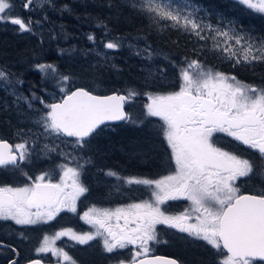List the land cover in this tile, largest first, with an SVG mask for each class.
<instances>
[{"label":"snow or ice","instance_id":"1","mask_svg":"<svg viewBox=\"0 0 264 264\" xmlns=\"http://www.w3.org/2000/svg\"><path fill=\"white\" fill-rule=\"evenodd\" d=\"M34 3L35 0H27L23 7L30 8ZM238 3L264 14V0H238ZM132 7L147 14L160 31L173 28L200 41L211 40V50L233 61L234 67L264 63V37L253 35L236 21L214 25L200 16L201 9L188 0H132ZM13 10L12 0H0V22L18 26L20 32H32L33 24L39 21L12 16ZM88 39L93 41L95 37L89 35ZM104 47L117 49L121 44L109 41ZM144 52L148 59L154 55L150 48ZM177 67L178 90L146 93L149 103L145 105L146 116L159 117L163 122L160 131L170 148L174 170L158 179L121 177L109 170L106 176L116 177L122 185L143 186L149 198L115 209L93 206L84 212L82 219L92 225L94 231L77 233L65 228L54 235L45 234L36 253H51L58 258V264H76L68 252L56 246V241L69 237L86 245L100 237L107 253L134 246L127 264H179L175 259L152 254V246L161 243L157 225H165L189 238L206 242L222 257L220 264L264 261V190L258 194H241L237 186L241 178L257 174L264 177V88L208 68L197 59L185 58L183 66ZM36 68L45 78L51 74L63 93L59 102L53 103H47L35 93L32 99L17 96V101H24L29 108L33 107L32 101L37 100L46 109L35 121L43 129L41 135L72 137L75 145L83 148L101 126L110 127L107 122L137 123L124 111L125 103L137 95L134 90H129L127 95L106 96L95 95L83 87L69 92L67 82L71 77L61 76L51 64H37ZM13 75L0 69V82L5 90L14 89L10 79ZM22 83L15 80V84ZM218 134L258 153L259 173L253 160L218 146ZM44 150L56 151L48 145ZM62 155L67 157L68 154ZM31 156L28 140L13 145L0 139V168L22 171L21 164L30 161ZM80 159L83 157H73L70 163L58 165L60 178L55 183L51 173L45 172L35 179L23 173L31 181L23 186L0 185V221L40 225L54 220L62 211L76 212L77 200L89 191L81 176L91 160L84 159V163H80ZM182 199L190 202L189 207L178 214L169 213L164 207L170 201ZM19 235L24 236V233ZM0 247L9 246L0 242ZM10 264L17 262L13 260ZM30 264H41V261L32 260ZM118 264L125 261L119 260Z\"/></svg>","mask_w":264,"mask_h":264},{"label":"rangeland","instance_id":"2","mask_svg":"<svg viewBox=\"0 0 264 264\" xmlns=\"http://www.w3.org/2000/svg\"><path fill=\"white\" fill-rule=\"evenodd\" d=\"M130 5H132V0H125ZM27 2V0H12V3L14 4V7L19 8V10H22L26 17H21L19 13L16 12L14 9L11 13L12 16H19L21 18H26L25 20L31 19L32 21H39L42 18L48 20L51 16L57 15L60 16H66L68 19V22H71L72 19L75 18L77 15L76 10L74 9L73 3H77L79 5L88 3L89 0H50V2H46V0H35V3L30 8H24L23 5ZM92 2V0H91ZM182 2V0H181ZM189 3L199 7L201 9L199 15L202 17H205L206 19H209V12L205 10V7L200 4H194L191 1H188ZM95 3V2H94ZM46 9H49L50 12H47ZM35 10L38 11L36 14H31V11ZM44 12H40L43 11ZM139 10V9H138ZM140 11V10H139ZM60 12V13H59ZM216 18V17H215ZM66 19V20H67ZM59 20V19H58ZM63 20V19H62ZM64 20L63 22H66ZM75 20V19H74ZM54 20V22H56ZM49 22V20L47 21ZM62 23V22H61ZM211 23L214 25L216 24H222L221 22H217L214 20H211ZM63 29H72L73 32H75V35L70 34L69 31H60V33L63 36L62 42L60 45H62L66 50H64L63 54H71L72 50L76 48L75 42L77 40L76 36L78 35L77 30L73 28L71 24L63 25ZM89 35H93L95 37V40L90 41L88 39ZM82 40L81 44L79 46V52L81 54L89 53L91 54V60L93 62V65L97 66L99 64L100 67L106 68L109 64L112 65L116 61V58L119 56V48L117 49H107L104 47V45L109 41H116L113 40V37H110L109 33L102 34L96 36L94 31H83L82 32ZM121 43V49L125 50L127 53H133L134 55H137V52H140L141 55L146 49L144 45L139 44L135 40H132L131 38H124L119 41ZM207 42V41H205ZM131 43V44H130ZM212 41L209 44L208 49H212ZM6 44L8 42L6 41ZM13 42H11V45ZM134 47V48H133ZM58 53H60L61 49L60 46H57ZM212 51V50H211ZM79 55H74L71 57V60L73 58L78 57ZM157 57L155 54L152 56L151 59H147L148 63H152L149 66H144V71L148 72L149 77L146 76V83L147 85H153L155 87V90L151 93H167L176 91L179 88V72H178V65L183 66L181 63L178 65L174 62H168L174 66L177 67V75L175 77V81H172L173 84L169 85V80L171 77L169 76L167 67L164 65H161L160 63L156 62ZM200 61V60H199ZM203 65H205L208 68H212L209 65L204 63V60L200 61ZM56 68V67H55ZM0 69H4L6 72L14 74L10 79L13 80L14 83V89L12 87L7 88L5 90L3 82H0V125L2 126L3 131V137L5 139H8L9 141H14V145L16 143L23 142L24 140H28L30 150H32V156L30 161L27 163L21 164L20 170H13L8 169L11 171V178H13L10 183H0V185H12V186H23L24 184L31 183V181L28 180L27 176L23 175V173H27L28 176L35 179L36 176L49 172L51 173L52 181L58 182L60 178V171L57 167L58 165L62 163H70L72 161L73 157L80 158L83 157V159H80V163H84V159H90L91 163L86 164L83 170V174L81 176L82 183L88 187L89 191L82 195L80 199L77 200V209L79 208L80 211L71 212L66 217L62 218L63 215L61 213L52 221H49L47 224H40V225H18V226H24L23 233L24 236L27 234L28 228H37L39 237L34 239L33 244L31 245V248L29 250V253L32 256H40V257H47V258H55L57 257L53 256L51 253H36L35 249L40 245V242L42 241V238L45 234L47 235H54L55 232L60 231L61 229L65 228H71L73 231L77 233H85L94 231V228L92 225L88 224L84 219H82V216L84 212L88 211L89 208L95 206L99 209H115L117 207L127 205L129 203H132L134 201H139L141 199H147L149 198V193L143 188V186L139 185H122L120 181L117 180L116 177L106 176L105 173L109 170L114 171L118 173L121 177H130V176H136V177H146L150 179H158L161 176L168 175L171 171L174 170V161L170 159V148L168 147L166 140L164 139L160 128L162 125V121L159 117H148L146 116V109L145 105L149 103L148 97L146 96V93L140 94L138 97L137 95L130 99L128 101V107L132 108V110H143L142 120H144L142 123L136 124L139 132L136 134H143V137L139 135L140 137L134 139L131 141L132 143L128 144L129 147H134L135 145H142L138 146L141 147L138 151H135V153H130L128 151L122 150L121 148H117L110 138L107 140V146H106V152L104 149L102 150V146L100 144L95 143L93 140L89 141V143L84 146L83 148L77 147L75 145V138L70 137H59L56 138L54 136H47L41 135L43 132V129L38 127L35 124V121L39 118V116L42 114L43 111H46L44 109L43 105L39 103L37 100H33L32 104L33 107L29 108L27 103L24 101H17V96L23 95L28 97L29 99H32V93H35L36 96L42 97L47 103H53L55 101H59L62 97L63 93L59 91V88L56 86V80L51 78V74L48 78H45V74L42 73L39 69H36L35 74L37 75V78L32 76V79L24 78L22 74L15 72L12 68L0 64ZM215 71H219L216 68H212ZM57 70V68H56ZM223 72V71H220ZM61 76H63L60 71L58 72ZM92 76H94L96 79H100L102 77V73H100L99 69H93L91 70ZM225 74H229L228 72H223ZM120 75H117V78H119ZM19 79L20 81H23L22 84H15V80ZM58 79V77H57ZM176 82V83H175ZM108 83V82H105ZM171 85L176 86L175 89ZM70 81L67 82V90L70 92ZM87 89V88H86ZM13 90H15V95H13ZM55 97V99L53 98ZM139 117L137 114L135 115V119ZM140 119V118H139ZM157 119H159L157 121ZM146 120H153L152 124L155 126V129L160 132L161 139L166 144V148L168 153V156L166 159L168 160L167 164H162L161 166H164L165 168L161 169L157 175L155 173H149L148 175L140 174V171L136 172H130L128 170H122L118 166L110 164L107 165L106 156H110L114 151H119L122 155L129 157V158H135L136 156L144 157L149 155V151H142L145 147L146 148H152L153 145L150 143L151 138H155V132L152 131L150 128H144L141 129V125H145L147 122ZM130 123V127L134 126L135 124L127 121L123 122L122 124ZM120 124V125H122ZM105 131H111L116 130V127L114 125H110V127H104ZM157 131V133H158ZM1 133V132H0ZM127 135L132 134L131 132H126ZM219 138L224 139L225 141H228V139H232L230 137H226L223 134H218ZM155 136V137H154ZM38 137V138H37ZM149 138V141L145 138ZM130 138L127 137L126 140ZM125 140V141H126ZM124 141V138H123ZM34 142V143H33ZM95 143V144H94ZM125 143V142H123ZM48 145L50 148L54 147L56 151L53 152H47L44 150V146ZM128 147V148H129ZM34 149V150H33ZM98 150V152H96ZM155 150V149H153ZM158 150V149H157ZM142 151V152H141ZM151 151V150H150ZM64 154H68L67 157ZM158 154V153H157ZM152 159H155V156L150 155ZM257 162L253 160V162L257 165V173L260 171V157L257 153ZM157 158V157H156ZM103 160V161H102ZM108 160V159H107ZM145 161H140V163H144ZM74 166V165H71ZM160 166V167H161ZM254 178L257 182H264V177H261L260 175H254ZM247 179L241 178L237 181V186L239 188H242V183L247 182ZM253 182V180L249 181ZM189 201L187 200H178V201H170L167 205L164 207L169 213L172 214H178L182 212L185 208L189 207ZM15 224L13 221H0V225H10ZM52 224H54L52 226ZM7 229L1 230L0 233H8L6 231ZM157 232L159 234V239L161 243L154 244L152 247L153 249L156 248V250L162 249V245H167L168 243L164 242V238H166L170 233H176L178 235V239H174L172 241V247L169 246V248H175L176 253H182L183 249L186 248H196V250L201 249L203 252H207L206 249L198 244H206L204 241L200 240H194L192 238L187 237V234L179 233L175 229H169L165 225H157ZM30 240L32 238H29ZM97 243L96 245L99 247L101 252L104 254V257H111L116 254L124 255L125 260L131 259V255L134 251V246L129 245L128 248L117 250L114 253H107L104 251L103 248V242L100 237H97ZM91 242V241H89ZM22 244H26L25 242H22ZM94 244V243H93ZM195 244V245H194ZM27 245V244H26ZM188 245L192 246L189 247ZM56 246L63 248L64 251L68 252L69 256H71L75 261L76 264H85L88 260H77L76 256L73 253V250L76 249L77 252H83L84 250H87L88 246H91L90 243L86 245L78 244L77 242L71 240L69 237H61L59 240L56 241ZM209 246V245H208ZM183 248V249H182ZM217 255V262L220 264V261L222 257L218 255L217 251L213 249ZM85 252V251H84ZM83 252V253H84ZM2 251H0L1 255ZM25 254L26 252L23 251ZM82 253V254H83ZM201 253V252H199ZM208 253V252H207ZM193 254V253H192ZM87 256V255H86ZM185 257V256H184ZM199 259H196V262L199 263H206L205 260H201L200 256L198 255ZM195 260V259H194ZM199 260V261H197ZM53 262H58V260H51ZM109 262L116 264V260H109ZM107 263L106 260H94L92 262L88 261L86 264H105ZM67 264V262H65ZM254 264V263H253Z\"/></svg>","mask_w":264,"mask_h":264},{"label":"trees","instance_id":"3","mask_svg":"<svg viewBox=\"0 0 264 264\" xmlns=\"http://www.w3.org/2000/svg\"><path fill=\"white\" fill-rule=\"evenodd\" d=\"M188 1L197 5L202 4L205 7V10L209 12L210 18L206 19L209 22L214 20L226 25L228 21H236L246 30L251 31L253 35L264 37V14L253 12L245 5L238 3V0ZM73 6L77 13L74 18L75 20L72 19L71 22H68L67 17L61 15L59 12L60 16H51L48 19L49 22L42 18L38 24L34 23L33 31L30 33L20 32L18 26L11 23L0 22V64L12 68L15 72L22 74L24 78L28 79H32V76L37 78L35 74L37 64H51L62 75L71 77L70 90L80 86L97 94H108L109 92L128 94L129 90H134L138 97L144 92L151 93L155 90L153 85H147L146 83L145 77H149V74L143 68L152 63H148L147 59H145V53L134 55L133 53H129V51L127 53L119 47L120 52L118 58L115 60L116 62L112 65L109 64L106 68L100 67L99 64L97 66L93 65L92 56L88 52L81 54L79 46L83 38L82 32L91 30L94 31L96 36L99 34L107 35L109 33L110 37H113V40L121 41L124 38H131L146 48H150L158 58H156V62L167 67L169 76L171 77L169 85L173 84L172 81H175L177 67L168 62H174L177 65L181 63L183 65L185 58H187L188 60H204V63L212 68L235 75L239 80L247 84L264 88V63H256L251 67L244 65L234 67L233 61H229L218 52L208 49L211 40H207V42L200 41L194 36L173 28H164L163 31H160L158 26L152 24L147 14L142 13L137 8H133L125 0H92V2L89 0L88 3L81 5L73 3ZM14 9L17 13L20 11L19 15L21 17H26L22 10H19L17 7H14ZM46 11L50 12L49 9H46ZM40 12H44V10ZM36 13L38 11L32 10L30 15ZM56 19L57 21L54 22ZM64 20L66 22H63ZM71 23L74 26L73 28L78 32L75 42L76 48L72 50L71 54H63L66 48L60 45L63 39L60 31L65 30L63 29V25L67 26ZM69 30L66 29L65 31ZM69 32L75 35L72 29ZM6 41L8 44H6ZM11 42H13L12 45ZM57 46H60V53H58ZM74 55L79 56L71 60V57ZM93 69L100 70V73H102L100 79L92 76L91 70ZM117 75H120L119 78H117ZM171 86L175 89L177 88L174 85ZM128 111L132 119L136 120L138 124L144 121L141 119L144 116L142 115V109L136 111L128 107ZM136 114L139 117L135 119ZM152 121L146 120L147 123L141 125V129L147 127L155 132V138L149 137L152 142L149 141V138H145L153 145L152 147L155 150L145 147L142 151H149V155L143 158L136 156L132 159L122 155L119 151H114L110 156H106V160L104 161L107 162V165H115L122 170L130 172L140 171V174L143 173V175H148L149 173L157 175L161 169L165 168L161 165L168 163L166 157L169 152L167 151L166 144L161 139L160 132L157 129V133ZM129 125L130 123L114 125L116 130L111 131H105L104 127H101L97 134L90 138V141L93 140L95 143L100 144L102 150L104 149L106 152V142L110 138L117 148L134 154L135 151L141 148L138 146L142 145H135L131 148L128 144L140 137L139 135L143 137V134H136L140 130L136 124L132 127ZM126 132H131L132 134L127 135ZM129 136L130 138L126 140ZM218 136L216 137L218 146L257 162L256 152L235 143L232 139L225 141ZM150 155H156L155 159H152ZM140 161L145 162L140 163ZM182 254L183 256L187 255L192 264L193 262L197 264L196 259H199L198 255L201 260L206 261V263L198 262V264H218L213 256H210L207 252H203L201 249L186 248L183 249ZM88 261L92 262L94 260ZM106 261L107 263L105 264H110L109 260Z\"/></svg>","mask_w":264,"mask_h":264},{"label":"flooded vegetation","instance_id":"4","mask_svg":"<svg viewBox=\"0 0 264 264\" xmlns=\"http://www.w3.org/2000/svg\"><path fill=\"white\" fill-rule=\"evenodd\" d=\"M2 126L0 125V139H5L3 137V131H2ZM5 132V131H4ZM71 138V137H70ZM7 140V139H5ZM9 141V140H7ZM10 142V141H9ZM11 144L14 145V141L10 142ZM237 143V142H235ZM239 144V143H238ZM247 147V146H244ZM242 156V155H241ZM244 158H247L246 156H242ZM8 169L10 168H0V183H10V181L13 180V178H11V171H9ZM253 180V182H249ZM247 182L242 183V188H240L241 190V194H258L261 190H264V182H257L254 178V176H252L251 178H248L246 180ZM80 199V198H79ZM77 207V204H76ZM77 211H80V209L78 208ZM71 212L65 210L61 212L62 218L66 217L68 214H70ZM54 224H52L53 226ZM1 230L3 229H7L6 231H8V233H0V242H2L4 245H7L9 247H0V251H2L1 255H0V264H10L11 261H16L17 264H24L25 262H27L28 260H34V259H40L43 260L44 262H53L51 260H58L51 257V258H47V257H40V256H32L29 253V250L31 248V245L34 242V239L39 237L38 234V229L37 228H28L27 230V234L25 236H20L19 233L23 232L24 226H18L16 224H10V225H0ZM27 237V238H25ZM29 238H32L31 240ZM178 235L174 232V233H170V235H168L166 238H164V242L168 243L167 245H162V249H160L159 251L155 249H153L152 254H161V255H167L170 257H176L178 258L182 264H192L190 261V259L188 258V256L186 255L185 257L183 256V254L181 253H176L175 248H169L172 247V241L174 239H178ZM22 242H25L26 244H22ZM91 246H88L87 250H84L83 252H77L76 249L73 250L74 255L76 256L77 260H116V264H118L119 260H124L126 263L130 260H125V256L124 255H120V254H116L115 257L111 256V257H104V254L101 252V250L99 249V247L96 245L97 243V239L89 242ZM94 243V244H93ZM195 245V244H194ZM203 246L206 251L208 252V254L210 256H213L214 259L217 261V255L215 253V251L213 250V248L207 244H198ZM189 247H192L190 245H188ZM12 249H15V251H13ZM23 251H25L26 253L24 254ZM123 251V249H122ZM83 253V254H82ZM179 254V255H178ZM87 255V256H86ZM254 264H264V261H260V260H254L253 262ZM110 264H113L112 262ZM193 264H195L193 262Z\"/></svg>","mask_w":264,"mask_h":264},{"label":"water","instance_id":"5","mask_svg":"<svg viewBox=\"0 0 264 264\" xmlns=\"http://www.w3.org/2000/svg\"><path fill=\"white\" fill-rule=\"evenodd\" d=\"M76 88H80V87H76ZM76 88H74L72 91H74ZM114 93L115 94H119L117 92H109V94H96V93H93V94H95V95H101V96H106V95H112ZM120 95H126V94L125 93H121ZM55 102H59V101H55ZM125 106H126V103H125ZM125 106H124V111L127 112V109H126ZM122 122H124V121H111V122H107V123L108 124H110V123H112V124H121ZM153 255L167 257V258H171V259H175V260H177L179 262V264H181L180 261L176 257L174 258V257H170V256H167V255H164V254L163 255H161V254H153ZM34 260H36V259H34ZM30 261H32V260H28L24 264H30ZM40 261H41V264H58V262H44L43 260H40ZM125 264H127V263L125 262Z\"/></svg>","mask_w":264,"mask_h":264},{"label":"bare ground","instance_id":"6","mask_svg":"<svg viewBox=\"0 0 264 264\" xmlns=\"http://www.w3.org/2000/svg\"><path fill=\"white\" fill-rule=\"evenodd\" d=\"M131 44V43H130ZM134 48V47H133ZM117 93H119V92H117ZM122 93V92H121Z\"/></svg>","mask_w":264,"mask_h":264}]
</instances>
